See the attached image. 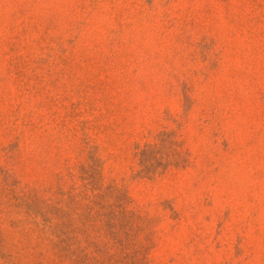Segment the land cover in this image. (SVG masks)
I'll use <instances>...</instances> for the list:
<instances>
[{
    "label": "rangeland",
    "instance_id": "rangeland-1",
    "mask_svg": "<svg viewBox=\"0 0 264 264\" xmlns=\"http://www.w3.org/2000/svg\"><path fill=\"white\" fill-rule=\"evenodd\" d=\"M0 264H264V0H0Z\"/></svg>",
    "mask_w": 264,
    "mask_h": 264
}]
</instances>
